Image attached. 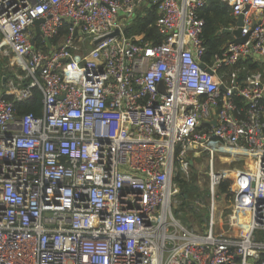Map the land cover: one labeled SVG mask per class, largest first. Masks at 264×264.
<instances>
[{
    "label": "built area",
    "instance_id": "obj_1",
    "mask_svg": "<svg viewBox=\"0 0 264 264\" xmlns=\"http://www.w3.org/2000/svg\"><path fill=\"white\" fill-rule=\"evenodd\" d=\"M206 1L0 0V264H264V0H217L227 28L242 14L247 39L210 58ZM151 8L159 43L126 33ZM36 88L40 114L17 115ZM224 149L252 157L251 170H214ZM204 151L198 231L180 220L196 209L179 180L187 154Z\"/></svg>",
    "mask_w": 264,
    "mask_h": 264
},
{
    "label": "rangeland",
    "instance_id": "obj_2",
    "mask_svg": "<svg viewBox=\"0 0 264 264\" xmlns=\"http://www.w3.org/2000/svg\"><path fill=\"white\" fill-rule=\"evenodd\" d=\"M4 58H6V60L8 58L9 62V57ZM189 158H191L192 160ZM187 159L191 160L192 164L188 168V173L181 180H179V190L181 192H187V195L191 197L189 198V200L192 202V205L195 207L196 210L189 212V223H184L181 219L180 220L189 228L202 231V228L204 227L209 218L208 203L210 201V193L208 190V168L211 164L210 156H208V153L204 151L198 154L196 157L190 155ZM253 163L254 159L252 157L241 156L236 153L221 151L213 154L212 166L213 169L217 171L226 168L237 170H251V168L253 167ZM193 186L195 187L193 188ZM188 189L191 191H188ZM228 202L229 199H227L226 197L224 198L223 193H220L218 191L214 193L213 220L215 223L214 230L216 232H223L227 230V216L230 211V206ZM197 205H200L201 207ZM199 209L200 213L198 212ZM238 220L240 221V228L242 229L248 223V216L244 214H239Z\"/></svg>",
    "mask_w": 264,
    "mask_h": 264
},
{
    "label": "trees",
    "instance_id": "obj_3",
    "mask_svg": "<svg viewBox=\"0 0 264 264\" xmlns=\"http://www.w3.org/2000/svg\"><path fill=\"white\" fill-rule=\"evenodd\" d=\"M200 17L203 18L205 24L203 28V42L207 48L206 56L210 58L213 54L220 52L222 46L231 39V36L225 33H218V30L222 27H228L230 23L234 21L229 6L226 3L211 2L204 5L199 11ZM155 11L153 8L147 9L145 14L138 17L127 29L126 33L139 34L146 41H153L159 43L161 36L157 33L155 23ZM7 60L4 57H0V83L3 76L7 77L10 71L6 67ZM251 70H255L257 65H250ZM40 99L41 93L36 88L33 90L31 99L15 103L16 114L21 115L27 112H32L36 115L40 114ZM233 180L234 175L229 174L225 180L218 186V192L224 194V198L229 199V206L232 204L233 197ZM195 186H193L194 188ZM185 190V189H183ZM187 191V190H186ZM188 191H191L188 189ZM183 195H187V192L183 191ZM184 197V196H183ZM180 210H183L181 208ZM182 217V216H181ZM180 217V219H181ZM184 218V217H183Z\"/></svg>",
    "mask_w": 264,
    "mask_h": 264
},
{
    "label": "water",
    "instance_id": "obj_4",
    "mask_svg": "<svg viewBox=\"0 0 264 264\" xmlns=\"http://www.w3.org/2000/svg\"><path fill=\"white\" fill-rule=\"evenodd\" d=\"M217 0H207L206 3H211V2H216ZM42 22V20H35L33 22V25L35 27V35L39 34V29H38V25ZM236 28L234 29H230V28H222L220 30V32L218 33H225V34H230L232 35L233 38V42L236 43H243L246 41L247 37L246 36H241L240 32H241V27H242V14H240L237 17L236 23H235ZM115 33H117V31H115ZM161 86V84L159 85V87ZM222 90L224 89L223 86H221Z\"/></svg>",
    "mask_w": 264,
    "mask_h": 264
},
{
    "label": "crops",
    "instance_id": "obj_5",
    "mask_svg": "<svg viewBox=\"0 0 264 264\" xmlns=\"http://www.w3.org/2000/svg\"><path fill=\"white\" fill-rule=\"evenodd\" d=\"M216 2L221 3L220 1H216ZM221 4H222V3H221ZM230 24H231V23H230ZM230 24H229V25H230ZM222 28H227V27H222ZM222 28H221V29H222ZM221 29H219L218 32H220ZM228 35L231 36V39L233 40L234 37H233L232 35H230V34H228ZM229 40H230V39H229ZM190 155H193V154H192V153H189V154H187V157H189ZM193 156L196 157L197 155H193ZM191 158H192V157H191ZM191 158H189V159H191ZM191 160H192V159H191ZM191 160H189V166H191V164H192V161H191ZM188 198H191V197L188 196ZM183 217H184V218H183ZM181 220H182L184 223H189V222H188V220H189V219H188V216H186V215L182 216V217H181ZM200 221H201V220H200ZM204 222H205V221H204ZM205 229H206V224H205L204 227L202 228V231H204ZM198 231H200V230H198Z\"/></svg>",
    "mask_w": 264,
    "mask_h": 264
},
{
    "label": "bare ground",
    "instance_id": "obj_6",
    "mask_svg": "<svg viewBox=\"0 0 264 264\" xmlns=\"http://www.w3.org/2000/svg\"><path fill=\"white\" fill-rule=\"evenodd\" d=\"M225 152H233L235 150L224 149ZM237 152V151H236Z\"/></svg>",
    "mask_w": 264,
    "mask_h": 264
}]
</instances>
